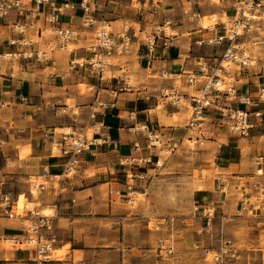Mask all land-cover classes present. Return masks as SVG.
Returning <instances> with one entry per match:
<instances>
[{
	"label": "crops",
	"instance_id": "1",
	"mask_svg": "<svg viewBox=\"0 0 264 264\" xmlns=\"http://www.w3.org/2000/svg\"><path fill=\"white\" fill-rule=\"evenodd\" d=\"M160 1H153L150 7H139L141 18L131 21L150 30L155 22L172 18L177 35L171 46L163 49L159 43L154 56L147 58L141 41H134L127 53L110 59L111 64L102 80L88 67L73 68L69 62L72 57H87V46L94 39L96 25L84 27L80 9L75 16L67 14L63 20L64 24L80 28L78 37L69 43V48L55 52L50 66L13 63L0 68V264H37L33 260L34 249L9 245L6 240L23 235L31 219V208L25 213L18 212V202L23 207V194L33 204L32 209L52 210L53 227L44 229L43 233L55 237V252L65 248L63 254L55 255L44 264L159 262L155 253L158 241L169 237L176 225L169 220L156 229L141 212L127 205L125 170L131 165L123 164L124 158L152 151L146 145L145 133H135L130 127L136 122L148 121L160 131L178 136L184 133L188 103L202 84L190 85L176 74L197 70L196 60L201 56L213 62L223 52L220 46L201 43L200 40L211 36L213 31L190 17L191 12L185 13V9H198L205 20L213 15L221 20L234 13V0ZM103 10L104 3L96 6L97 17ZM125 10L119 5L108 4L106 15L111 18V25L128 19ZM14 18L15 13H12L0 20V48L12 34L8 23ZM205 24H210L209 20ZM259 25H264V8L254 30ZM116 29L114 26L113 31ZM255 40L243 42L250 48L248 43L264 42V38ZM71 44L75 46L70 47ZM253 68L255 66L237 68L236 83L240 90L256 96L261 68L259 66L254 72ZM162 71L168 76H163ZM130 80L133 85L128 89L112 91ZM82 83L88 90L81 88ZM163 87H175L186 93V101L172 104L168 97L162 96ZM97 100L114 104L105 111L98 109L97 116L92 118L89 113ZM256 107H264V103L251 108ZM212 118L214 122L208 126L205 144L195 148L189 146L196 156L197 167L210 171L195 191V202L201 206L213 204L222 231L240 244V257L231 260L232 264H264V203L251 211L240 209L243 197L238 192L242 179L251 195L255 193L254 182L264 183V122H256L252 115L255 126L251 134L241 136L221 124L216 111H212ZM70 127L78 134L104 140L93 143L81 153L75 174L63 176L61 182L51 177L47 188L37 190L35 195L29 182L31 176L40 174L44 167L52 174L62 172L67 156L62 153L65 140L60 131ZM136 139L142 144L139 150L133 147ZM181 147L188 149L185 143ZM259 155L263 156V174L257 175ZM134 167L136 173L143 171L146 175L152 169L145 164ZM231 184L236 193L225 190ZM5 193L10 195V211L17 212L12 216L4 210L7 203L2 194ZM190 218L193 221L182 223L181 228L186 231L198 229L204 223L199 217Z\"/></svg>",
	"mask_w": 264,
	"mask_h": 264
},
{
	"label": "built area",
	"instance_id": "2",
	"mask_svg": "<svg viewBox=\"0 0 264 264\" xmlns=\"http://www.w3.org/2000/svg\"><path fill=\"white\" fill-rule=\"evenodd\" d=\"M110 1L104 0L103 14L97 17L95 14L97 0H0V20L15 13V18L8 23L12 34L0 48V68L13 63L50 66L55 60V52L69 48V43L80 33V28L75 24L63 22L65 15L75 16L78 9L81 10L80 17L84 27L96 25L94 39L87 46L89 52L87 57H72L69 62L73 68L88 67L99 75L100 80L109 69L110 59L117 54L127 53L134 41H141V45L144 46V57L147 58L154 56L159 43L163 49L171 46L173 38L177 35L172 18L167 17L155 22L150 30L143 29L141 26L136 28L124 25L121 31L114 32L110 19L106 15ZM232 7L234 8L232 15L207 25L203 23L204 16L198 9L192 11L185 9V13L191 12L190 17L213 31L211 36L201 39V43L213 46L225 45L224 50L216 61L211 62L201 56L196 60L197 70L176 74L180 79L184 77L190 85L202 84L198 93L191 95L192 111L184 126V133L178 136L173 132H163L151 127L148 121L132 124L130 128L133 132L145 133L146 145L152 151L125 157L123 164L159 165L162 159L163 161L168 159L186 141L191 148L202 145L208 138V126L211 127L214 122L212 111L218 113L219 122L229 131L241 136L251 134L255 126V122L250 119L252 115L256 118V122H264V107L251 108L256 104L264 103V51L258 57L245 45V42L238 40L245 33L254 30L256 21L264 8V0H234ZM49 35L53 38L50 39ZM259 58L262 60L261 63L258 61ZM232 64L237 65L238 70L244 67L260 66L261 80L258 83L256 96L238 88L237 70L232 69ZM161 74L168 76L166 71H162ZM128 87L130 83L126 82L118 88H113L112 91L117 93ZM162 96L168 97L172 104L186 101V93L175 87H163ZM113 104L114 102L97 100L89 113L90 117H96L98 109L105 111ZM60 132L65 140L62 142V153L67 156L63 170L59 174H52L48 167H44L40 174L30 177L32 191L47 188L51 177L61 182L63 176L75 174L81 162V153L93 143L104 140L101 137H87L84 133L78 134L71 127L62 129ZM133 147L136 150L141 149L140 140H134ZM256 164V174H263V156L257 157ZM126 175L128 180L125 182L124 190H126L127 201L133 203L140 192L130 180L134 176L143 177L144 173L129 170L126 171ZM254 188L255 193L251 195L248 187L242 185L243 199L240 209L251 211L260 208L264 203V183L254 182ZM2 195L7 203L4 210L10 216L17 213L9 209L10 195L8 193ZM252 196L255 200H252ZM195 208L200 209L196 216L204 221L198 231L210 229L216 216L215 207L201 206L197 203ZM30 215L31 219L26 224L25 233L7 237L6 240L14 246L34 249L33 260L37 264H44L55 257V237H47L43 233L44 229L53 227L54 214L31 209ZM143 216L150 220L151 225L159 228V223L153 222L154 215L144 213ZM218 240L217 247L204 248V257L208 264H232L231 260L240 257V246L231 237L221 231ZM174 251L172 243L165 238L159 239L155 248L157 256L171 255Z\"/></svg>",
	"mask_w": 264,
	"mask_h": 264
},
{
	"label": "rangeland",
	"instance_id": "3",
	"mask_svg": "<svg viewBox=\"0 0 264 264\" xmlns=\"http://www.w3.org/2000/svg\"><path fill=\"white\" fill-rule=\"evenodd\" d=\"M153 1L158 2L160 0H111L110 3H112V5H119V7L126 9L124 15L128 18L124 20V22L120 20L115 25L114 23H112L113 26L111 25V27L113 28L115 26L117 28L116 32L121 31L124 25L132 26V24H134L136 25V28L140 27V24L138 22L131 21V19L141 18L142 15L137 11V9L143 5L145 7H150ZM102 3H104V0H97L96 6L99 5L100 7ZM204 20L205 19H203L204 24L205 21L208 20L211 23L217 20V16H209V19L205 21ZM245 36H247V39ZM256 38H260V40L261 38H264V25H259L257 29L249 33H245L242 37H239L238 40L256 41ZM248 45L252 46V50H254L258 57L262 55L264 51V42L248 43ZM73 46H75V44L70 45V47ZM224 47L225 45L220 46V51L224 50ZM258 61L259 63H261L262 60L259 58ZM257 66L259 67V65H256L255 68L252 69L253 72L259 69ZM237 68V65L232 64L233 70H236ZM131 85H133L132 80H130V86ZM81 88L83 90H88V87L85 83L81 84ZM191 111V105L188 103V108L186 110L187 121L190 117ZM175 117H178V115ZM184 143L188 145V149H184L185 147L180 146L181 148L177 150L173 155H171L168 159H165L164 161L162 159L159 165H156L154 163L146 164L149 167H152V169L149 170V173L147 175L144 173L143 177H131L132 180H130L136 185V189L140 192L136 197L135 202L127 203L130 209L135 212H141L142 215L144 213L154 215L155 220L153 222L159 223L160 225L159 228H156L154 226V228L156 229H160L162 225L168 223L169 220L176 225L174 232H172L169 237L165 238H169L171 240V237L173 236V239L171 241H167L173 243V245L175 246V251L171 255H156L159 261L157 264H208V261L204 257V248L217 247L219 244L218 238L220 237L222 231L221 220L217 217L216 209V216L210 229L199 232L198 229H189L186 231L181 228L182 223H189L193 221V219L190 217L197 218L196 214L200 209L195 208L197 204V202H195V191L197 190L198 185L203 184L204 180L210 174L209 170L204 168L199 169L197 167L196 156L192 155L193 149L191 150L187 141ZM203 144H205V142ZM134 168V165H131L125 170V172L129 170H133L134 172H136ZM244 184L245 179H242L239 183L240 186L238 190L240 196H242L241 186ZM232 186L233 184H231V187L230 185H228L225 189L228 190L230 194L236 193V190H234ZM124 191L126 193V190ZM33 193L37 195L38 191L33 189ZM22 197L23 207H20V204L18 202L19 213H25L27 209L34 208L32 206L33 204L28 202L26 194H23ZM252 200H255V197H252ZM210 206L215 207L213 204H211ZM41 213H52V210L45 209L42 210ZM235 242L237 243V241ZM8 243L9 245H12L10 242ZM237 245L240 246L239 243H237ZM64 252L65 248L59 249L56 250L55 255H60Z\"/></svg>",
	"mask_w": 264,
	"mask_h": 264
}]
</instances>
